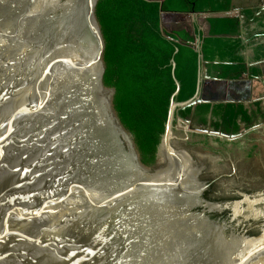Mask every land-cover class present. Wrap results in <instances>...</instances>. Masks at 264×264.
I'll return each instance as SVG.
<instances>
[{"label":"water","instance_id":"1","mask_svg":"<svg viewBox=\"0 0 264 264\" xmlns=\"http://www.w3.org/2000/svg\"><path fill=\"white\" fill-rule=\"evenodd\" d=\"M97 2L0 0V264H264V225L233 233L199 211L206 185L169 144L176 107L263 97L264 59L253 61L247 47L261 76L232 83L202 67L194 97L170 104L166 162L147 166L104 83ZM231 8L257 15L264 0ZM193 21L205 29L192 13L162 14L160 26ZM177 118L193 132L233 138ZM252 204L232 209L264 217Z\"/></svg>","mask_w":264,"mask_h":264},{"label":"trees","instance_id":"2","mask_svg":"<svg viewBox=\"0 0 264 264\" xmlns=\"http://www.w3.org/2000/svg\"><path fill=\"white\" fill-rule=\"evenodd\" d=\"M189 13L203 17L205 29H199L197 21L175 29L160 26L162 14ZM255 13L232 10L231 0H98L96 17L105 40L104 83L115 91L114 109L143 164L154 162L170 104H183L196 94L202 67L226 83L239 81L245 73L254 80L261 76L244 55L253 46V61L264 59V13ZM262 115L259 101L201 103L176 107L171 126L179 116L209 124L214 132L236 135L260 122Z\"/></svg>","mask_w":264,"mask_h":264},{"label":"flooded vegetation","instance_id":"3","mask_svg":"<svg viewBox=\"0 0 264 264\" xmlns=\"http://www.w3.org/2000/svg\"><path fill=\"white\" fill-rule=\"evenodd\" d=\"M258 101L263 112L262 120L242 128L238 134L232 135V139L217 135L196 137L197 132L179 120L174 128L171 126L169 139L176 152H183L192 161L191 168L198 171L199 181L206 185L200 195L198 210L204 209L210 219L223 224L227 231L242 233L247 230L248 236L259 232L264 225V217H245L244 213L235 215L232 206L242 209L251 202L253 209H264V96ZM188 119L192 128L212 131L209 124L202 126L192 118ZM245 133L248 134L246 137L243 136ZM213 136L219 137V141H215ZM163 146L162 142L158 147L152 163L154 167L166 162ZM212 204L222 208L209 210L208 206Z\"/></svg>","mask_w":264,"mask_h":264}]
</instances>
